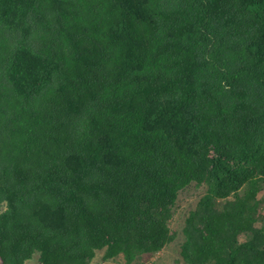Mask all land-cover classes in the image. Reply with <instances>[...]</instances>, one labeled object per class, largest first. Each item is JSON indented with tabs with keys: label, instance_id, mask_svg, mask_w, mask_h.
I'll use <instances>...</instances> for the list:
<instances>
[{
	"label": "trees",
	"instance_id": "trees-1",
	"mask_svg": "<svg viewBox=\"0 0 264 264\" xmlns=\"http://www.w3.org/2000/svg\"><path fill=\"white\" fill-rule=\"evenodd\" d=\"M264 264V0H0V262ZM263 201V200H262Z\"/></svg>",
	"mask_w": 264,
	"mask_h": 264
},
{
	"label": "rangeland",
	"instance_id": "rangeland-1",
	"mask_svg": "<svg viewBox=\"0 0 264 264\" xmlns=\"http://www.w3.org/2000/svg\"><path fill=\"white\" fill-rule=\"evenodd\" d=\"M205 192V187H195L194 184L180 193L175 213L169 223L171 232L175 233V239L165 246L161 251L150 255H143L130 264H180L179 243L182 239L181 230L184 220L189 211L196 206L198 199ZM256 198L261 200L264 209V184L256 194ZM263 200V201H262ZM264 211V210H263ZM1 264V262H0ZM27 264H37L35 260L28 261ZM90 264H127L123 258L117 257L114 260H103L101 252L91 261Z\"/></svg>",
	"mask_w": 264,
	"mask_h": 264
}]
</instances>
